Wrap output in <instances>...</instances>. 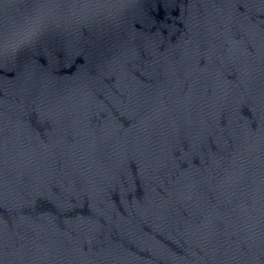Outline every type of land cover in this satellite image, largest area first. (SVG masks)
<instances>
[{
	"label": "clouds",
	"instance_id": "obj_1",
	"mask_svg": "<svg viewBox=\"0 0 264 264\" xmlns=\"http://www.w3.org/2000/svg\"><path fill=\"white\" fill-rule=\"evenodd\" d=\"M0 264H264V0H0Z\"/></svg>",
	"mask_w": 264,
	"mask_h": 264
},
{
	"label": "water",
	"instance_id": "obj_2",
	"mask_svg": "<svg viewBox=\"0 0 264 264\" xmlns=\"http://www.w3.org/2000/svg\"><path fill=\"white\" fill-rule=\"evenodd\" d=\"M79 59V58H78Z\"/></svg>",
	"mask_w": 264,
	"mask_h": 264
}]
</instances>
